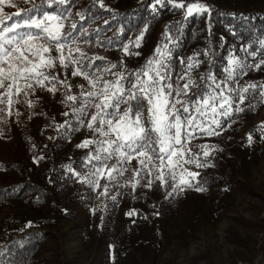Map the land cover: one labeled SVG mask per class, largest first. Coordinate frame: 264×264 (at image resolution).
<instances>
[{"label": "snow or ice", "instance_id": "snow-or-ice-1", "mask_svg": "<svg viewBox=\"0 0 264 264\" xmlns=\"http://www.w3.org/2000/svg\"><path fill=\"white\" fill-rule=\"evenodd\" d=\"M5 2L0 0V5ZM53 2L64 5L65 0ZM38 8L32 0L31 8L17 11L14 16L0 17V89H6L0 92V105L5 99L11 104L13 97L22 92L35 91V85L44 88L50 84L47 90L52 93L57 92L58 85L70 88L71 85L52 70L75 65L71 75L83 76L87 86L81 85L78 95L65 94L63 103L69 105L70 112L64 115L72 116L78 126H83L87 118V129L93 133V138L76 145L89 149L86 153L88 171L73 173L69 167L70 174L92 189H100V180L104 179L100 195L105 196L112 186H122L120 180L136 160L139 166L134 172L133 189L137 185L152 188L159 184L165 189L171 188L169 196L192 188L197 192L205 191L201 186L204 181L198 180L200 173L189 171L186 165L197 169L213 165L186 144L197 137L218 135L217 130L225 120L245 110L240 105L246 99L258 96L264 101V83H240L249 71L264 66V59L249 62L264 56V39L229 51L217 75L212 71L215 62L208 59L213 52L195 50L182 58L178 51L183 22L211 15L206 0H154L150 3L154 15L165 8L183 10V20L177 22L178 27L165 31L161 43L140 67L129 69L123 61H106L108 66L100 67L95 61H104L103 56L89 57L79 47L74 51L67 49L65 55L66 46L75 42L77 24L72 23L65 29L61 22L66 18L63 12L45 11L39 17L26 15ZM14 18L19 21L10 26L5 24ZM144 35L141 32L136 37L133 42L136 48L141 46ZM53 50L60 55L53 57ZM123 51L129 56L140 55V52H131L129 44L123 45ZM205 64L209 67L201 73L199 70ZM2 113L3 108H0V115ZM72 123L65 121L57 125L65 129V137L78 130ZM247 139L251 144V135ZM194 147L203 149V158L212 154L207 144ZM177 169H180L179 174ZM145 175L151 177L146 183ZM110 198L115 201L117 197Z\"/></svg>", "mask_w": 264, "mask_h": 264}, {"label": "trees", "instance_id": "trees-1", "mask_svg": "<svg viewBox=\"0 0 264 264\" xmlns=\"http://www.w3.org/2000/svg\"><path fill=\"white\" fill-rule=\"evenodd\" d=\"M151 2L154 0H65L64 5H60L53 0H47L44 4L49 3V6L43 7L42 13L47 11L54 14L58 8L55 14H59L58 11H63L65 16L67 11L73 13L72 18L78 28L74 31L75 42L67 45L69 47L74 44L73 51L79 47L89 57L103 56L104 61H95L100 67H107L106 61H123L127 68L136 69L154 53L165 31L173 29L169 26L179 11L165 8L154 15L150 9ZM250 2L258 4L253 0ZM240 6L248 7V3H242L241 0H233L232 3L220 2L219 8L211 10L209 18L205 15L183 22L184 26L179 33V56L186 58L195 50H209L214 53L208 58L215 62L212 71L219 75L229 51L239 49L241 45L251 44L253 40L264 39V9L253 7L254 9L241 11ZM161 23L166 24L162 31ZM63 24L65 29H68L72 23L65 21ZM110 31L112 34H108ZM141 32L145 35L141 46L136 48L133 42ZM124 44H129L130 51L140 52V55L137 57L125 54ZM260 59H264V56H258L249 62L257 63ZM208 67L209 65L205 64L199 71L203 73ZM240 83H264V66L259 70L249 71L241 78ZM57 88L59 91V85ZM78 94L79 92L75 95ZM240 106L245 110L239 113L252 115L264 106V101L257 96L255 99H246ZM68 118L73 121L71 126L78 129L72 133L76 134L83 129L75 124L72 116ZM232 120L233 116L225 120L219 129L218 133L222 134L217 142L220 145L214 144L208 149L212 154L205 159H215L213 166L199 170L198 180L204 181L201 186L207 190L222 186L219 191L223 193V187L228 185V179L225 182L226 168L221 163H228V146L238 147V143H242L259 147L255 142L259 141L260 136H255L253 131L251 144L248 139L224 144L221 136H229ZM64 130L62 129L53 140L48 138L45 144L33 134L23 132L22 142L27 152V163L17 162L13 181L0 185V210L13 201L19 203L26 209L25 212L29 211L34 216L37 226H51L58 219L75 216L81 212L90 219L89 236L98 242L103 252L100 264H138L137 247L148 232L146 228H149L147 225L149 219H152L150 211L154 209L156 201L155 212L158 213V203L161 197H165L166 190L161 191L163 187L159 184L153 187L152 193L146 186L137 185L133 189L135 177L127 182H120L122 186H112L108 196H101L102 186L100 189H92L69 173V167L73 169V173H86L88 169L81 168L86 166V154L69 159L61 153L67 140L73 138L72 133L65 137ZM75 139L74 137L73 140ZM217 158L221 160L219 163ZM147 179L151 177L145 175V183ZM111 196H116V200L113 201ZM129 212H133V215H127ZM261 221L262 236L254 257L249 259L250 264H264V218ZM4 227L1 229L0 241L7 243L0 248V252H3V255H0V264H37L41 261V253L46 245L42 231L22 234L18 228L4 230ZM12 231L19 233L20 237L11 240Z\"/></svg>", "mask_w": 264, "mask_h": 264}, {"label": "rangeland", "instance_id": "rangeland-1", "mask_svg": "<svg viewBox=\"0 0 264 264\" xmlns=\"http://www.w3.org/2000/svg\"><path fill=\"white\" fill-rule=\"evenodd\" d=\"M253 1L258 4L255 5L250 0H241L242 3H248V7L240 6L241 11L264 9V0ZM34 2L39 5V8L26 15L39 17L42 15V10L48 8L49 3L44 4V0H34ZM220 2L232 3L233 0H206L210 10L219 8ZM31 7L32 0L28 3H25V0H6L3 5H0V17L14 16L15 12ZM58 13L61 12L58 11ZM64 17L66 18L65 20L62 18V23L65 21L74 23L71 11H67ZM206 17L209 18L208 15ZM182 20L183 10H179L169 28L174 30L173 26L178 27L177 22ZM18 21L19 18H14V20L5 21V24L10 26ZM160 25V31H162L166 24ZM73 46L74 44L66 46L64 54L67 55V49H72ZM51 54L53 57L60 55L54 50ZM74 69L75 65L67 69L57 67L52 70L54 75L71 85L70 88L65 89L59 85V91L57 88V92L52 93L47 90L51 87L50 84H46L44 88L35 85V91L27 94L22 92L13 97L11 104H8L5 99V102L0 105V108H3V113L0 115V185L13 181L17 162L27 163V152L22 142L23 132L33 134L42 144H45L48 138L53 140L62 130L57 125L69 121L68 116L64 115L65 112L70 111L69 105L63 103L65 94L75 95L80 92L81 85L87 86L83 76L71 75ZM4 91L6 89H0V92ZM82 128L76 134L72 133L75 140L73 138L67 140L64 151H61L64 157L71 159L89 151V149L76 147L85 139L93 138V133L87 129V118ZM229 128L231 129L229 136H221L224 144H231L238 139H247L249 135L252 137L253 131L255 136H260L259 141L255 142L259 144V147L238 143V147L232 145L229 148L228 146L229 152L226 148L224 149L227 151L228 163L217 158V162L221 161L227 173L225 182L228 179V185L223 187L225 190L223 193L219 191L221 186L206 189L203 192H197L195 188H192L169 196L167 193L171 191V188H162L161 191L166 190L165 197H161L158 203V213L155 212L157 205L155 201L154 209L150 211L152 219H149L147 225L149 228H146L148 232L137 247L138 264H250L249 259L254 257L260 243L261 220L264 218V139L262 140L264 138V106L252 115L235 113ZM217 131L219 132V129ZM221 134L218 133L213 137H197L196 140L186 144V147L192 146V150L199 151L201 159H205L202 157L203 149H196L194 146L197 144L218 146L220 144L217 140ZM214 161L215 159L211 158L207 160V163L213 165ZM138 166V161L131 162L129 171L125 172L120 182L135 178L134 172ZM156 167L159 165L157 164ZM186 167L189 171L205 170V167L199 169L192 165H186ZM81 168L87 170L86 166ZM179 172L180 169H177V174ZM105 182L101 179V186ZM147 189L153 192V187H147ZM144 190L147 192L146 189ZM169 203L171 205L167 206ZM25 211L22 205L14 201L3 206L0 210V233L4 226V230L18 228L22 234H29L36 230L42 231L46 245L41 253V261L37 264L101 263L103 252L98 242L89 236L90 219L87 215L80 212L75 216L58 219L51 226H37L34 216L29 211ZM10 235L11 240L20 237L19 233L13 231ZM0 242V248L7 243Z\"/></svg>", "mask_w": 264, "mask_h": 264}]
</instances>
